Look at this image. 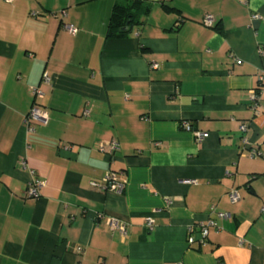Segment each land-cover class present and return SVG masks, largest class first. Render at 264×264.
<instances>
[{
	"label": "crops",
	"instance_id": "obj_1",
	"mask_svg": "<svg viewBox=\"0 0 264 264\" xmlns=\"http://www.w3.org/2000/svg\"><path fill=\"white\" fill-rule=\"evenodd\" d=\"M263 73L264 0H0V264H264Z\"/></svg>",
	"mask_w": 264,
	"mask_h": 264
},
{
	"label": "built area",
	"instance_id": "obj_2",
	"mask_svg": "<svg viewBox=\"0 0 264 264\" xmlns=\"http://www.w3.org/2000/svg\"><path fill=\"white\" fill-rule=\"evenodd\" d=\"M10 1V0H8ZM256 17V16H254ZM213 16L211 14H206L203 19H202V23L205 26H212L213 25ZM66 29L71 33L74 34L77 29L71 25H65ZM240 60H237V63H240ZM259 82L261 83L264 80V73L260 74L258 76ZM50 81V77L48 76V74L46 72H44L41 76V82L43 84H48ZM260 83L257 86V88L255 90L252 91L251 94V105L252 107L257 110L256 108L258 106H260ZM30 92L31 95L33 96V103L31 105V108L29 109L28 113L25 115L24 121L27 124L29 122V120H34L38 123L41 124H46L49 116H48V112L45 108H43L39 103H38V99H40L43 95L42 90L37 87H31L30 88ZM84 114H87V112H85ZM182 127L186 130H191L190 125L187 122H183L182 123ZM242 130H245V125L241 126ZM196 138L197 139H202L205 134L201 133V132H195ZM118 144L114 141H112L108 147H106L103 143L100 144V149L102 151L108 152V153H112L115 149H117ZM257 152L255 150L252 151L251 155H255ZM92 186L97 188L98 190L101 191H112L115 193H122L125 189L126 186V180L123 177V172L121 171H114V170H108L106 172V174L103 176V178L99 181V182H91ZM44 185L43 181L40 180L39 178L32 176L31 180L29 181V185L26 189V194L28 197L30 198H37L40 195V189L41 187ZM229 197L232 201H236L238 200L239 196L236 193V191H231L229 193ZM264 210V209H263ZM223 215V214H221ZM107 224L110 227V229L112 230H117L119 231L121 234L125 235L126 233V224L124 222H120L117 218H113V217H109L107 218ZM153 220L152 219H148L146 221V227L147 229H151L153 227ZM188 237H187V241L188 243H192L194 242V237L190 234L192 232V227H189L188 229ZM207 225H202L199 231V235H200V241H203L206 236H207Z\"/></svg>",
	"mask_w": 264,
	"mask_h": 264
},
{
	"label": "trees",
	"instance_id": "obj_3",
	"mask_svg": "<svg viewBox=\"0 0 264 264\" xmlns=\"http://www.w3.org/2000/svg\"><path fill=\"white\" fill-rule=\"evenodd\" d=\"M132 19L130 8L116 6L111 14L109 21V34L111 35L114 28H121L126 22ZM122 35V34H120Z\"/></svg>",
	"mask_w": 264,
	"mask_h": 264
},
{
	"label": "water",
	"instance_id": "obj_4",
	"mask_svg": "<svg viewBox=\"0 0 264 264\" xmlns=\"http://www.w3.org/2000/svg\"><path fill=\"white\" fill-rule=\"evenodd\" d=\"M123 29L126 30V27H124Z\"/></svg>",
	"mask_w": 264,
	"mask_h": 264
}]
</instances>
